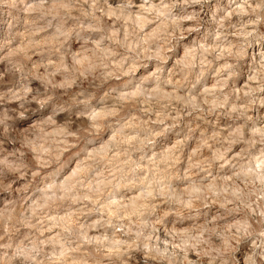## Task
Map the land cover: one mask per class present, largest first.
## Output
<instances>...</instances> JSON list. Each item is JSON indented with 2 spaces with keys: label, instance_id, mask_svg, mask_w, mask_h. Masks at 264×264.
Wrapping results in <instances>:
<instances>
[{
  "label": "clouds",
  "instance_id": "clouds-1",
  "mask_svg": "<svg viewBox=\"0 0 264 264\" xmlns=\"http://www.w3.org/2000/svg\"><path fill=\"white\" fill-rule=\"evenodd\" d=\"M0 264H264V0H0Z\"/></svg>",
  "mask_w": 264,
  "mask_h": 264
}]
</instances>
